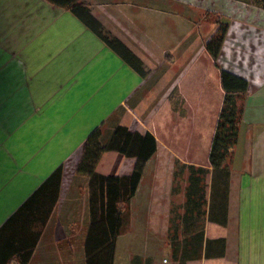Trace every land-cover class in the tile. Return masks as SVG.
Segmentation results:
<instances>
[{"label":"crops","instance_id":"0c3cea01","mask_svg":"<svg viewBox=\"0 0 264 264\" xmlns=\"http://www.w3.org/2000/svg\"><path fill=\"white\" fill-rule=\"evenodd\" d=\"M89 1L94 15L144 61L150 72L147 76L140 75L70 10L48 0H0V228L64 166L59 200L28 264H90L93 251L88 243H109L114 235L110 236L109 224L105 231L101 213H94L92 203H87L84 187L89 177L77 173L92 130L106 126L111 131L127 125L134 131L125 122L130 110H143L144 106L159 110V102L155 106V101H148V92L144 93L155 80L159 82L151 94L163 80H182L184 88L190 86L191 107L203 103L193 98L200 96L193 93L198 88L206 94L207 112H214V82L202 81L192 73L164 71L166 61L158 56L153 59L133 42L117 23L115 12ZM230 10L223 46L217 61L212 59L222 94L218 110L225 95L221 69L244 77L249 87L229 194L225 175L219 173L213 186L209 153L217 119L206 158L196 151L199 141L189 131L190 124L188 135L178 139L189 152L196 151L192 159L176 157L169 147L165 151L172 153H166L151 128L136 129L151 132L158 146L136 193L145 200L140 203L141 217L118 236L114 264H180L183 248L175 258L169 236L177 233L182 240L195 235L197 212L189 210L195 202L205 203L199 220L205 240L202 256L186 264H264V8L231 4ZM158 64L162 72L151 78ZM191 65L185 63L183 71H189ZM175 90L173 85L168 95L172 97ZM168 105L173 111L172 99ZM119 110H125L121 118ZM118 154L104 153L97 171L114 174L111 168ZM173 154L174 160L197 168L194 175L188 168L180 170L183 181L179 188H174L175 168L168 174L162 166ZM133 167L131 163L123 174ZM193 188L199 189L197 195ZM166 192L170 200L163 198ZM208 240L213 243L207 255ZM187 254L194 255V248Z\"/></svg>","mask_w":264,"mask_h":264},{"label":"trees","instance_id":"16d2710c","mask_svg":"<svg viewBox=\"0 0 264 264\" xmlns=\"http://www.w3.org/2000/svg\"><path fill=\"white\" fill-rule=\"evenodd\" d=\"M52 4L70 10L93 30L110 48L115 50L140 75L150 72L144 61L129 48L119 37L111 35L105 25L94 15L90 3L85 0H48ZM253 4L264 8V0H252ZM229 23H220L216 33L207 41L206 49L217 61L223 46ZM221 81L225 91L223 104L219 113L215 133L209 153L213 167V186L218 175L226 176V188L230 190L231 163L235 148L239 141L240 127L245 109L249 82L233 72L221 69ZM157 139L151 132L132 131L127 125H117L109 133L102 126L95 128L88 135L83 154L77 165V173L89 177L87 203H92L93 212L101 213L105 231L109 224L110 237L107 241H92L88 245L93 254L90 264H114L113 252L118 236L129 226L130 202L136 195L145 166L157 151ZM115 151L134 159L132 172L128 174H103L97 171L104 153ZM188 168L194 175L196 166L184 164L181 169ZM201 170H204L200 168ZM180 172V171H179ZM179 172L176 174L178 175ZM64 166L58 167L45 183L7 220L0 228V264H28L39 242L41 233L54 212L59 200L63 180ZM181 173V172H180ZM207 174L209 170L207 169ZM199 189L193 188L197 195ZM196 201V199H193ZM205 203H191V212L196 214L195 235L188 239H178V234L170 232V240L175 258L183 248L180 264L202 256L205 240L201 223ZM188 205V204H187ZM190 205V203H189ZM100 209V211H99ZM94 230V229H93ZM177 232V231H175ZM178 239V240H177ZM213 240L207 241V255ZM91 245V246H90ZM190 247L194 255L187 254ZM102 248V249H101ZM98 251V252H96ZM104 257V260H103Z\"/></svg>","mask_w":264,"mask_h":264},{"label":"rangeland","instance_id":"374dc122","mask_svg":"<svg viewBox=\"0 0 264 264\" xmlns=\"http://www.w3.org/2000/svg\"><path fill=\"white\" fill-rule=\"evenodd\" d=\"M85 1L93 4L89 0ZM94 1L95 7L108 8L117 14L119 17L117 23L124 26L131 40L143 48L148 56H152L153 59L158 56L159 60H165L164 65L167 66L163 68L164 71H169V73L172 71L176 73L177 71L181 75L184 73H192V75H195L200 80H204L205 78L206 81L211 80V83L214 82L215 87L213 85L211 89L215 91V102L212 104L214 112H207V102L199 103L201 106L198 108L191 107L189 102L190 98L187 93L190 90L188 88L190 86L188 85L187 88H184L182 80L177 82V80L168 81L166 79L161 81V85L152 91V94H156L155 96L151 94V90L157 86L156 82H159V80H155L146 91L144 90L145 94L148 92V101H155V106L159 102V110L152 111L150 107L146 110V106H144L143 110L140 108L130 110L125 120L127 124L132 125L134 131L136 129H145L146 127L151 128L162 142L160 144L161 149L165 151L169 147L175 153L176 157L180 156L184 159H192L193 154L197 151L201 158H206L214 123L216 119L218 121L220 113L218 110L220 107L219 104L222 101V94L216 75L217 70L213 66L211 54L206 49L207 41L216 33L220 23H229L231 17L227 14V11H231V4L232 6L233 4H238L244 7L252 6L261 9L262 7L251 3L252 0ZM107 31L111 35L116 36L110 30L107 29ZM177 60L178 62L173 66L171 63H175ZM187 62L192 63L191 69L189 71H183L185 63ZM158 66L154 68L155 74L152 73L151 78H156L162 72L161 65L158 64ZM178 68L180 69L178 70ZM173 85H176V90L171 97L168 95V91ZM205 86L207 87V84ZM158 92L159 94L157 95ZM150 95L153 97L151 98ZM169 99H172L173 111L169 109ZM124 113L125 110H119L118 114L120 118ZM194 117L195 119L193 120ZM189 124V131L194 132L196 139L199 141L195 145L196 151L193 150L192 152H189L188 150L190 148L185 147L179 140L188 135L187 126ZM103 129L106 133H109V129L106 126ZM167 151L170 152V150ZM167 151L165 152L167 153ZM175 155L173 154L162 166H164L163 171L168 174L173 173V168H175L174 188H179L181 187L183 178L178 176L176 172L178 173L186 163L178 158L174 160ZM131 163H134L131 158L123 154H118L112 163L111 172L116 173V175H122L124 173L123 171L129 169ZM84 189L86 191V197L88 198V183ZM163 198L170 200L169 193H163ZM144 202L145 200L141 201L139 192L132 198L129 210V224H131L132 220H138L141 217L140 203ZM129 229H131V225L125 227L122 232ZM166 257L169 258L168 255Z\"/></svg>","mask_w":264,"mask_h":264},{"label":"bare ground","instance_id":"6f19581e","mask_svg":"<svg viewBox=\"0 0 264 264\" xmlns=\"http://www.w3.org/2000/svg\"><path fill=\"white\" fill-rule=\"evenodd\" d=\"M193 93L196 94L198 93L200 96H194L193 98H197V101H201V102H206V94L205 92L201 91V90H198V88H194L193 89ZM195 119V117L193 118V120ZM68 172H70V170H68Z\"/></svg>","mask_w":264,"mask_h":264}]
</instances>
